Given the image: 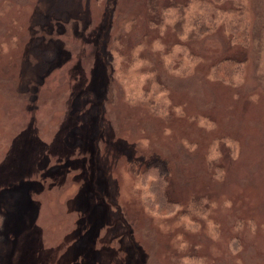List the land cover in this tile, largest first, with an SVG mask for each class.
Masks as SVG:
<instances>
[{
    "label": "rangeland",
    "instance_id": "rangeland-1",
    "mask_svg": "<svg viewBox=\"0 0 264 264\" xmlns=\"http://www.w3.org/2000/svg\"><path fill=\"white\" fill-rule=\"evenodd\" d=\"M155 1L0 0V264H264V0Z\"/></svg>",
    "mask_w": 264,
    "mask_h": 264
},
{
    "label": "trees",
    "instance_id": "trees-1",
    "mask_svg": "<svg viewBox=\"0 0 264 264\" xmlns=\"http://www.w3.org/2000/svg\"><path fill=\"white\" fill-rule=\"evenodd\" d=\"M161 8H162V5H161V4H158L157 1L152 0L151 13H152V15H153L155 18L161 16V14H159ZM162 12H164L163 9H162ZM222 12H225V10H222ZM227 12H231V10L228 9ZM240 13H243V9H242V8H240ZM152 22H153L154 24H156L155 20H152ZM161 22H162V20H161ZM158 25H159V24H158ZM206 28H207V27H205V25L202 26V29L204 30L205 33L210 32L209 28H208V29H206ZM229 61H230V62H229ZM231 61L234 62L232 59H228V58H227V59L221 61V65L224 66L226 69H231V67H229V66H231V65H224V64H226V62H229L228 64H232ZM223 77L226 78L227 75H223ZM161 165H162L161 172L164 174L165 172H167V164H166L165 162H162ZM158 181H162V184H164V183L166 182V179H163V178H161V177L159 176V177H158Z\"/></svg>",
    "mask_w": 264,
    "mask_h": 264
}]
</instances>
